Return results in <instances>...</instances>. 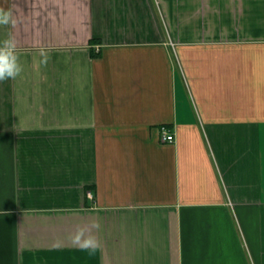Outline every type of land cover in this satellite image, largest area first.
Returning <instances> with one entry per match:
<instances>
[{
  "label": "crops",
  "instance_id": "1",
  "mask_svg": "<svg viewBox=\"0 0 264 264\" xmlns=\"http://www.w3.org/2000/svg\"><path fill=\"white\" fill-rule=\"evenodd\" d=\"M0 8V264H264V0Z\"/></svg>",
  "mask_w": 264,
  "mask_h": 264
},
{
  "label": "clouds",
  "instance_id": "2",
  "mask_svg": "<svg viewBox=\"0 0 264 264\" xmlns=\"http://www.w3.org/2000/svg\"><path fill=\"white\" fill-rule=\"evenodd\" d=\"M17 20L12 11L0 8V27H15ZM41 57L39 64L47 66L50 60L49 50L44 48L39 49ZM23 64L20 60L18 44L15 37L9 33L4 39L0 40V83L7 80H16L23 72ZM6 214V213H5ZM101 229V224L98 220H93L85 225H77L74 233L70 234L68 239L72 245L90 252H95L102 247L101 241L97 238L94 232ZM63 241H55L53 247H61Z\"/></svg>",
  "mask_w": 264,
  "mask_h": 264
},
{
  "label": "built area",
  "instance_id": "3",
  "mask_svg": "<svg viewBox=\"0 0 264 264\" xmlns=\"http://www.w3.org/2000/svg\"><path fill=\"white\" fill-rule=\"evenodd\" d=\"M162 140H164V141H173L174 140V135L173 134H167L164 131L163 135H162Z\"/></svg>",
  "mask_w": 264,
  "mask_h": 264
},
{
  "label": "trees",
  "instance_id": "4",
  "mask_svg": "<svg viewBox=\"0 0 264 264\" xmlns=\"http://www.w3.org/2000/svg\"><path fill=\"white\" fill-rule=\"evenodd\" d=\"M93 55H94V56H98V55H100V52H95V51H94V52H93Z\"/></svg>",
  "mask_w": 264,
  "mask_h": 264
}]
</instances>
